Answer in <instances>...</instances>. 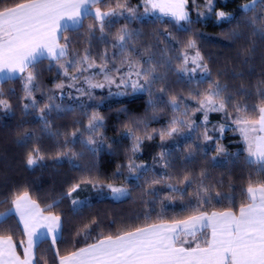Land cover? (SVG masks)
I'll return each instance as SVG.
<instances>
[{
	"label": "trees",
	"instance_id": "1",
	"mask_svg": "<svg viewBox=\"0 0 264 264\" xmlns=\"http://www.w3.org/2000/svg\"><path fill=\"white\" fill-rule=\"evenodd\" d=\"M249 2L215 0V8L230 13L231 22L204 23L191 19V23L180 24L162 17L141 16L142 0H100L95 6L104 12L115 13L106 18L103 33L94 16L87 14L78 27L61 32L60 43H64L63 37H68L70 46L67 56L59 63L42 58L34 70L29 68L17 77L0 82V99L10 105L8 110L0 106V213L7 212L12 207L11 202L26 192L44 211L61 217L56 244L46 238L35 250L39 264H45V261L59 264L57 250L60 256L69 255L94 243L101 235L115 236L123 231H134L136 227L173 222L198 214L193 208L201 181L213 199L200 211L211 212L227 210L230 206L224 199L217 203L216 193H221L222 197L234 196L231 207L237 211L245 202L242 193L249 177L253 181L264 180V175H258L255 166L246 164L242 137L234 130L236 126L226 120L225 114L210 112L205 122L203 112L195 111L201 98L196 93L208 89L207 79L197 84L188 83L180 78L173 66L159 68L163 79L152 86L151 95L148 91L125 96L98 92L85 102L62 107V111L46 110L47 125L39 112L46 104L44 99L49 90L68 78L62 73L64 69L60 64L67 66V61L79 60L85 52L90 55L89 61L97 64L122 63L125 56L144 58L150 54L153 45L159 47L168 42L163 30L171 33L172 40L183 47H188V41L194 40L195 48L210 72L208 79L226 86L225 95L231 94L233 103L247 104L251 108L260 102L258 93L264 92V39L253 36L252 28L244 23L257 13V10L247 15L243 13L241 5ZM118 3H127L134 9L135 16L117 7ZM90 25L93 26L91 33ZM124 26L135 35L128 42L127 50L121 53L120 48L113 45ZM233 32L238 35H232ZM253 47L254 51H250ZM83 65L68 67V73L73 74ZM28 71L36 74V88L32 94L37 106L25 110L24 105L32 103L24 90L26 80L22 78ZM160 88L165 91L161 93ZM172 96L177 97L178 110L168 103ZM228 111H232L231 106ZM93 114L104 119L100 133L93 134L87 128ZM173 119L183 120L185 125H177L179 131L168 136L166 133L171 129ZM192 121H195V131L189 132L186 125ZM221 124L230 125L222 139L218 130ZM205 127L213 140L203 139ZM74 132L75 136L72 135ZM161 133H165L163 138ZM89 137L96 144L88 145ZM217 139L227 153L239 158L226 159L222 154L213 161ZM134 144H138V151L134 150ZM93 148L98 151L93 152ZM30 152L43 159L29 166ZM161 153H165L163 159ZM189 153L193 156L189 157ZM130 164L143 166L137 171L136 178L128 175ZM77 184L78 197L85 201L74 209L71 197L76 191L70 196L69 192ZM108 185H121L128 192L116 200L109 195ZM189 204L192 207L186 208ZM49 205L53 207L49 208ZM85 225H90L91 234L87 239L83 235ZM78 232L81 234L77 235ZM7 236L12 237L21 253L25 235L13 214L0 224V237Z\"/></svg>",
	"mask_w": 264,
	"mask_h": 264
},
{
	"label": "snow or ice",
	"instance_id": "2",
	"mask_svg": "<svg viewBox=\"0 0 264 264\" xmlns=\"http://www.w3.org/2000/svg\"><path fill=\"white\" fill-rule=\"evenodd\" d=\"M100 0H23V2H13V0H0V75L7 72V78H11L14 73H24L29 68L33 70L36 64L42 58H51L59 61L66 57L70 46L68 37H63L64 43H60L58 33L62 29L67 30L66 25L62 26V20H71L75 24H81L82 17L89 12V5L94 6ZM264 5V0H250V3L242 4L243 13L255 12L257 3ZM145 11L147 12L150 5L152 10L158 11L164 16L174 19L177 23L184 21L191 23L189 14L186 10L187 0H144ZM212 0H208V6L211 9ZM135 16L134 9L128 7L127 3L117 4ZM115 15L114 12H101L96 9L94 19L99 22V30L104 32V24L107 17ZM203 15V14H200ZM217 21H230V13L216 11ZM246 25L252 28V35L264 39V16L253 15L244 21ZM82 26V25H81ZM93 26H89L90 33ZM134 32H130L127 26L120 29L116 36V44L121 53L127 50L128 42L133 39ZM236 36L237 33L233 32ZM189 48H195L194 40L188 41ZM254 51V47L250 49ZM90 55H85L79 60L67 61L60 64L64 69V74L68 75V67H76L77 64H87L88 68L94 64H88ZM152 57H149L148 63L151 65L144 68L139 62L125 60L122 64H127V71L121 73L120 67L109 69L107 63L100 66V72L104 75V80L109 84L115 83V79L109 75L110 72L119 74L120 84H128L131 81L133 91H148L151 95V88L163 77L155 75L156 66L152 65ZM177 59H181L178 57ZM189 59L194 65L188 68ZM170 66V61L168 62ZM199 69L205 79L208 81V89L203 93H196L198 107L195 111L204 113L205 122L208 119L209 112H223L226 120H230L235 125V131H238L245 144L244 152L246 153L245 162L249 166H255L258 175H264V92H259L260 102L249 108L247 104L233 103L231 94L225 95L227 88L222 87L219 82H212L207 64L203 63V57L197 50L195 56L189 57L185 53L182 57V63L177 68L180 73H196ZM87 69H84L86 71ZM135 76L136 79L131 78ZM24 90L28 97H32V92L36 88L34 81L36 74L34 71H28ZM76 77H73L75 80ZM143 81V83H141ZM89 88H102V83H92L86 80ZM73 85H69L72 87ZM57 88H63V84H57ZM119 87V85H117ZM78 91L83 92L82 89ZM161 93L165 91L160 88ZM123 95L124 93H117ZM88 95H91L89 92ZM111 95V93H110ZM54 97H49L51 101ZM174 110L179 109L177 97L172 96L168 101ZM0 106L3 109H10V105L4 99H0ZM35 108L36 101L33 98L31 105L25 104L24 108ZM231 106L232 111H228ZM53 110L62 111L60 105L46 103L39 108L41 118L45 124L48 121L45 112ZM235 113V115H233ZM187 115V112L184 113ZM254 117V118H253ZM172 127L166 133L172 136L179 129L177 125H185V121L173 119ZM195 121L188 123L186 126L189 132L195 131ZM228 124L219 125V132L223 134ZM102 127V118L96 114L90 118L88 129L96 132ZM73 136L76 133H72ZM165 133H161V137ZM151 138V137H149ZM205 141L213 140L208 135L205 127L203 133ZM88 145L96 144V141L89 137ZM135 150V149H134ZM93 152L98 148H93ZM215 153L212 160L215 161L217 156L224 155L225 158L235 156L226 152L224 146L216 140ZM193 153H189L192 157ZM165 153H161V158ZM238 159V156H235ZM42 156L32 152L28 154L27 164L36 165ZM166 166H168L166 164ZM143 166H133L130 164V171H139ZM205 174L202 172L201 176ZM188 180V177H185ZM158 183V181H152ZM191 182L189 181V184ZM79 185H74L69 192L76 191ZM114 197L119 198L126 194L123 188L111 187ZM175 191V189H174ZM154 194V193H153ZM186 194V193H185ZM242 195L245 202H242L238 213L231 207L234 204V196H223L216 193V202L221 199L228 200L229 207L225 211L211 212L200 211L204 205L212 203V197L207 186L201 181V185L196 192V205L193 208V214L186 219L175 220L172 223H154L145 227H136L134 231H123L115 236L101 235L96 238L94 243L86 244L69 255L60 256L59 250L56 256L59 257V264H264V180L253 181L249 177L247 187L243 190ZM183 198V197H181ZM167 199V198H166ZM13 207L7 212L0 213V224L4 223L13 212L19 216L20 222L23 223V234L27 237L26 245L21 241L23 247V257L17 252V246L14 244L11 236L0 237V264H39L36 249L39 244L46 238L51 237L52 244L55 245L61 230V217L50 214L43 215L39 206L30 199L28 193L18 195L12 202ZM82 201L72 200L74 209L81 206ZM49 208L53 205H49ZM186 208L192 207L191 204L185 205ZM163 212V205L161 206ZM147 219V216H146ZM95 223V221H93ZM83 233L85 239L90 236V225H85ZM43 228L45 231L41 232ZM81 233H77L80 235ZM191 237V241L188 239ZM47 264V261H45Z\"/></svg>",
	"mask_w": 264,
	"mask_h": 264
},
{
	"label": "rangeland",
	"instance_id": "3",
	"mask_svg": "<svg viewBox=\"0 0 264 264\" xmlns=\"http://www.w3.org/2000/svg\"><path fill=\"white\" fill-rule=\"evenodd\" d=\"M148 9L149 10L146 12L144 0H142L141 16H143V17H162L163 19H171L174 21L173 18L168 17V16H164V15L160 14L158 11L152 10L150 5L148 6ZM186 10L189 14L190 20L194 19V20L201 21L204 23L218 22L217 17L215 15V12L220 11V10H217L215 8V0H212L211 9L208 6V0H206L204 2H200V1H196V0H187ZM256 10H257L256 15L261 14L262 16H264V5H261L258 2L257 6H256ZM102 12H104V11H102ZM200 14H203V15H200ZM138 16H140V13H138ZM179 23L182 24V23H186V22L181 21ZM163 32L165 33V36L168 37L167 43H165L159 47H156L157 45H153L152 49L150 51V54L144 58L130 59V57L125 56L124 59L122 60V62L125 60H131L133 62L139 61L143 65L144 68H148L151 65H149L148 63H145V62L148 61L149 57H152L153 58L152 59V65L156 66L155 75L157 77H160L161 74H160L159 68L169 66V63H168L169 61H170V66H173L177 69L181 65L182 57L185 53H187V55L190 58L195 56V53L197 51L196 48H189V47L180 46L178 43H176L174 40H172L171 33L165 32V30H163ZM178 57H180L181 59H177ZM105 63H107V67L109 69H112L113 67H120L121 73H124L127 71V67H128L127 64H122L121 61L120 62H117V61L104 62L101 64H97L93 61H88V64H94V66L91 68H88L87 64H84L82 68H79L73 74L68 73V75H67L68 78L65 81L61 80V82L57 83V84H63L64 87L63 88H57L56 87L57 84H55L49 90L48 94L46 95V99H44V102L46 101V103H50L53 105H60V107L62 108L65 106H74L76 104H80L82 102H85L86 100L91 98L93 95H95V93H98V92H100L102 94H108V95H110V93H111V95H116V96L143 94L146 92L143 90L134 92L132 87H131V81H129V83L126 85L120 84L119 74H117L115 72H110L109 75H111L115 79L116 82L109 84L107 81L104 80V75L100 72V66H102ZM108 63H110L111 65L109 66ZM192 67H194V65L191 63V59H189L188 68L191 69ZM84 69H87V70L84 71ZM62 73L64 74V70ZM178 73H179V76L181 79H184L186 82L192 83V84H197L200 81H203L205 79L204 74L199 69H197L196 73H194V74H192V73L184 74V73H180V72H178ZM73 77H76V79L73 80ZM131 79L135 80L136 77L133 76ZM86 80H91V82L94 84L95 83H102V84H104V87H102V88H89V85L86 82ZM141 83H143V81H141ZM69 85H73V86L69 87ZM117 85H119V87H117ZM78 89H82L83 92L78 91ZM89 92L91 93V95H88ZM117 93H124V94L118 95ZM49 97H54V99H52L50 101ZM31 98L35 99V95L32 94ZM99 117H101V116H99ZM203 120H204V113H203ZM103 122H104V119L102 118V125H103ZM87 128H88V125H87ZM224 132H225V130H224ZM224 132H223V134L220 133V136H219L220 139H222V137L224 136ZM91 133L95 134L94 132H91ZM96 133H100V128L96 131ZM133 148L135 149V151H138V144H134ZM128 175H131L132 177L136 178L137 177V171L133 172V171H130V169H129ZM111 187L123 188L126 190V194L128 192L127 188H125L121 185H111ZM107 189L109 190V193H110L109 195L116 200L121 199L124 196H126V194H125L123 196H120L119 198H116L113 196L111 188L109 187V185L107 186ZM71 198H72V200L75 199V200L82 201V202L85 201L84 199L78 197L77 191L72 195Z\"/></svg>",
	"mask_w": 264,
	"mask_h": 264
},
{
	"label": "crops",
	"instance_id": "4",
	"mask_svg": "<svg viewBox=\"0 0 264 264\" xmlns=\"http://www.w3.org/2000/svg\"><path fill=\"white\" fill-rule=\"evenodd\" d=\"M98 7L97 6H92V5H89V12L88 13H86L85 15H87V14H92L93 16H95V12H96V9H97ZM101 12H102V10H100ZM84 15V16H85ZM83 16V17H84ZM83 17H82V19H83ZM82 19H81V21H82ZM61 25L62 26H64V25H66V27H67V29L68 28H76V27H78L80 24H75L73 21H71V20H67V19H65V20H62L61 21ZM62 31H63V29H62ZM61 31V32H62ZM60 35H61V33H58V37L60 38ZM49 59H51V58H49ZM21 73H14V74H12V76H11V78H14V77H17V76H19ZM7 76H8V74H7V72H5L4 74H2V75H0V82H2L3 80H5V79H8L7 78ZM245 145V144H244ZM30 197V196H29ZM30 199H31V197H30ZM32 201H34L33 199H31ZM35 202V201H34ZM36 203V202H35ZM37 204V203H36ZM38 205V204H37ZM39 206V205H38ZM12 207H13V205H12ZM11 207V208H12ZM39 208L42 210V212H43V215H45V216H47V215H50V214H53V213H50V212H47V211H44L40 206H39ZM223 211H225V210H223ZM211 212H213V211H211ZM211 212H208L209 214L211 213ZM215 212H220V211H215ZM237 213H238V210L236 211ZM13 215H15V217L17 218V220H18V222H19V224H20V226H21V228H22V230H23V223H21L20 222V218H19V216L18 215H16L14 212H13ZM55 215V214H54ZM161 223H172V222H161ZM158 224V223H157ZM40 231L41 232H43V231H45V229H43V228H41L40 229ZM61 231V230H60ZM59 236H60V234H59ZM58 236V237H59ZM48 239H50L51 240V237H48ZM190 241H191V237H189L188 238ZM26 241H27V237L25 236V245H26ZM18 252V251H17ZM18 254H20L21 255V257H23V247H22V252L21 253H18Z\"/></svg>",
	"mask_w": 264,
	"mask_h": 264
}]
</instances>
